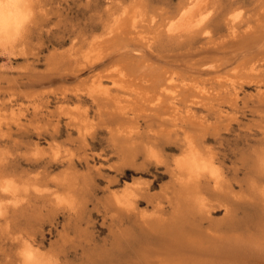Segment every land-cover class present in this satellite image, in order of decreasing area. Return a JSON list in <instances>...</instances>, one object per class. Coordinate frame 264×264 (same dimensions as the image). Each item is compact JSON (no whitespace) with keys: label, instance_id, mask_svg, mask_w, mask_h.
<instances>
[{"label":"rangeland","instance_id":"rangeland-1","mask_svg":"<svg viewBox=\"0 0 264 264\" xmlns=\"http://www.w3.org/2000/svg\"><path fill=\"white\" fill-rule=\"evenodd\" d=\"M262 1L200 0L181 18H174L179 0L25 2L19 30L0 38V264H167L166 237L154 226L187 240L195 227L213 236L257 232L264 219V108L254 101L264 91V66L259 79L231 77L233 84L220 72L205 76L213 92L239 83L234 104L183 102L177 86L176 112L161 116L177 123L164 127L128 111L133 95L111 78V66L84 64L93 43H109L123 28L150 52L185 51L226 36L234 11L241 29ZM203 13L206 22L197 24ZM62 74L69 80L37 81ZM76 74L85 83L99 76L100 89L88 94L86 83L56 92V85H75ZM111 112L125 117L111 119ZM185 153L209 173L189 178L178 168ZM113 199L122 209L110 205Z\"/></svg>","mask_w":264,"mask_h":264},{"label":"bare ground","instance_id":"bare-ground-1","mask_svg":"<svg viewBox=\"0 0 264 264\" xmlns=\"http://www.w3.org/2000/svg\"><path fill=\"white\" fill-rule=\"evenodd\" d=\"M27 1L15 0V3L20 5V7L15 9L13 13L8 16L0 15V38H9L19 30H17V28H19L21 22H23V19L26 18L24 16L28 14L26 13V11L28 10V5L27 7H24L27 4H25V2ZM199 1L200 0H179L176 6V12H174V18H176L177 16V18H181L183 17L182 15L187 16V14L190 12L189 8H192L191 6L193 4H197ZM233 1L237 0H231L229 6H232ZM4 2L7 3L8 0H4ZM25 9L27 10L25 11ZM187 9L189 11L188 13L186 12ZM238 14L239 13H235V11L234 13L230 14L233 15V17L231 20H228L227 25L229 30L226 36H220L219 38L213 37V39L204 40L202 44L191 43L188 49L180 52H178L179 50H176L175 52L172 49L166 51L163 50V47L160 48L162 50L158 48L159 51L157 52H150L147 49V45L144 41L142 42L141 40L135 39L136 34H134L135 38L129 36L132 30H130L129 28L127 30L122 27L124 29L123 30L121 28L122 33L119 32V34H117L119 36L117 38L114 37L116 39L111 40L109 43L103 41L106 44H102L101 46L99 43H102V41H99V43L98 41H96V43L99 44L100 47L95 45L96 43H93V46H91V51L93 52L90 51L92 54H89L90 58H86L87 62L85 61L84 65L89 70H92L96 63H98V67L111 66L113 73V76L111 78L121 84V86L125 88L124 91H127V93L129 92V94L133 95L132 100L126 101L127 103L125 105L130 108V110H128L129 112L134 113L135 111H140L141 114L143 113L142 116L146 118L147 121L152 120L153 122H158V125L160 126L163 125L164 127H167L171 124L175 125V123H177L176 119H178V117H175L174 120L169 121L165 118H161V116L165 113L173 114L174 112H176L178 107L175 108L174 106H172L173 104L171 100L175 98V94L173 92H175V88H177V86L180 87V89L178 88L177 94H179L180 100L183 102L187 101V99L189 98L192 99V97H205L206 102L208 100L209 103L212 101H218L219 99H223L222 101H225L224 99L226 98H228V100L233 103L234 96H232L231 94L233 92V94H235L236 90L240 88L239 83H237V85L235 84V86L232 85L235 82L234 78H246L247 76H250L259 79L260 75L258 71H260V69L264 66V0L258 7L257 12L252 15V18L248 20L246 19L245 25L241 29L237 27L239 25L234 21L235 18L238 17ZM194 15H192V17ZM204 15L205 13H203L202 16L196 20L197 24H200L202 21L206 22V17H204ZM190 19L191 18H189V20ZM123 20L125 21V19ZM207 20L208 22L210 21L209 18ZM127 24L128 23H126V25ZM175 24L176 21L170 22L169 26H167V30H174V28L176 27ZM126 25L124 24V26ZM190 25L191 24L189 23V26ZM121 29L119 27V30ZM104 40H106V38ZM217 61L221 62V66L218 63V65L216 64ZM205 64H207L205 68H201V65ZM218 73L221 74L222 77L226 78V80L232 81V79H234V81L231 82V88L228 89L229 91H225V93L224 90L223 92L219 90L221 93L217 90L216 92H213V90L216 89L214 86H212L214 82L208 83L205 81L206 79H204L206 75H213L212 77L217 78L218 76H220ZM59 76L51 77L50 75H44L42 76V78H38L37 81H39L41 85H45L51 84L54 80L61 79L63 81H66L70 78H68L67 74H62ZM231 77L234 78L231 79ZM97 78H99V76H97ZM174 78H176V80L178 79L179 83L181 82V84H174V82L176 81L175 80L173 82ZM71 79L72 81H76L75 85L71 87H68L69 85H56V92L57 90H60V93L61 91H69L76 88L77 86L86 85V83L88 85V89L86 90L88 94H93L95 93V91L97 92V89H100L99 85H101V82L98 81V79L97 81L96 79L93 80L91 83L90 81H86L85 83V80L79 79L77 74L71 75ZM260 81H262L264 85L263 76L258 80V82ZM220 82L218 83L219 85L222 84ZM207 83L209 84L208 87H206ZM225 84L226 83L220 85V87L225 86ZM227 84H230V82ZM196 87L198 88L195 90L194 88ZM168 89L174 91H168ZM209 89L213 90L209 91ZM205 92H208V94L210 95L204 94ZM31 95L33 94L31 93ZM255 99H257V101H254V103L257 102L259 106L264 108V91L260 94L259 97H255ZM253 100L254 99L252 98V101ZM230 105L232 104L230 103ZM123 106L124 105H122L121 107ZM234 106L235 105H233V107ZM117 107L119 108L120 106ZM188 107L190 106H187V110H189ZM110 116H112L111 119H115L117 116L125 117L123 116V113L114 114L113 112L109 114V117ZM187 117L188 118H186L185 122H187V119H189L191 115H188ZM185 122L183 120V123ZM195 123L190 124L189 122L188 125L198 127L199 125L202 126L203 124H200L198 122V124ZM186 154L187 153H185V156ZM189 155L191 157L188 158L187 154L188 163L185 162L184 158V162L178 165V168H183V172L186 173L189 178L196 179L197 175L209 173L208 171L205 172L200 170V167L208 166L207 164H205L203 161L200 162V158L195 157L193 153H189ZM210 171L212 172L211 169ZM181 174L183 175V173ZM183 177L185 178L186 175ZM194 180L191 181L194 182ZM110 203V205L114 206V208H121L119 207L120 204H118L117 206V202L114 199L110 201ZM127 207L128 206H126V209H128ZM260 222L262 223V220L259 221L257 225H255L258 229L255 233H230L223 236H213L212 234L210 235L205 232L202 233L203 231L201 232L197 227H195V232H193L194 236L189 240H187V238L183 235H175V230H168L161 226H154L153 229L154 231L155 229L158 230L160 235L164 234V236L166 237V242L165 245L162 246V250L165 253V257H163L165 258V260H167V264H264V219L262 224ZM182 227H180V229ZM181 232L182 231L180 230V233ZM185 232L186 231L184 230L183 233ZM173 237L176 239H174ZM143 249H141V251ZM144 250L146 251V247ZM158 250L155 251L151 247L147 249L149 253L157 252ZM144 257H146V254L144 255ZM139 264H141V262H139Z\"/></svg>","mask_w":264,"mask_h":264},{"label":"clouds","instance_id":"clouds-1","mask_svg":"<svg viewBox=\"0 0 264 264\" xmlns=\"http://www.w3.org/2000/svg\"><path fill=\"white\" fill-rule=\"evenodd\" d=\"M18 7H20V5L13 3L12 0H8L7 3H5L4 0H0V15L8 16Z\"/></svg>","mask_w":264,"mask_h":264},{"label":"snow or ice","instance_id":"snow-or-ice-1","mask_svg":"<svg viewBox=\"0 0 264 264\" xmlns=\"http://www.w3.org/2000/svg\"><path fill=\"white\" fill-rule=\"evenodd\" d=\"M12 2L15 3V0H12ZM29 255H31V254H29Z\"/></svg>","mask_w":264,"mask_h":264}]
</instances>
